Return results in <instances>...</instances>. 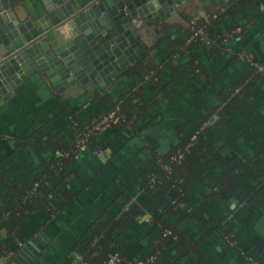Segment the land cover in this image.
<instances>
[{
	"label": "crops",
	"instance_id": "0c3cea01",
	"mask_svg": "<svg viewBox=\"0 0 264 264\" xmlns=\"http://www.w3.org/2000/svg\"><path fill=\"white\" fill-rule=\"evenodd\" d=\"M91 1L74 0L78 6ZM8 2L19 18H36L50 0ZM226 2L188 0L168 17L136 18L139 40L146 46L142 55L157 66L155 74L160 70L157 78L143 75L140 81L122 75L141 55L111 81L97 82L99 87L90 80L67 87L69 81L61 77L53 85L46 75L34 73L1 96L0 207L19 180L44 171L45 163L57 153L37 146L44 139L76 138V126L82 135L104 108L105 96L117 99L131 91L146 102L137 99L125 125L117 122L116 128L115 124L106 127L91 135L84 148L64 153L70 161L65 166L69 173L65 202L54 197L51 207L16 215L20 222L15 225L9 223V210L0 209V237L10 248L0 264L41 232L45 244L34 264H66L72 248L89 237V228L99 216L107 210L119 215L131 205L136 206V214L115 231L123 256L119 254L118 264H264V69L260 66L264 62V0H252L239 10L244 26L238 27L237 39L233 34L237 27L230 30L227 17L219 19L223 39L210 35L206 47L188 50L192 38L185 37L190 23L184 15L207 20ZM169 58L179 73L192 61L201 73H189L169 86ZM235 81L244 82L235 88L244 91L240 109L224 119L216 112L206 118L219 105L218 94L232 89ZM211 124L214 130L207 131L210 153L185 167L193 169L197 179L186 185L180 180L185 187L175 186L176 191L142 189L139 175L145 168L146 151L166 155L180 136ZM215 128L224 136H216ZM80 137L74 138L76 146ZM188 149L187 145L176 150L182 154L177 164ZM187 173L188 178L193 174ZM173 230L172 239L164 236ZM181 237L193 241L194 247L178 246L175 240Z\"/></svg>",
	"mask_w": 264,
	"mask_h": 264
},
{
	"label": "water",
	"instance_id": "95a60500",
	"mask_svg": "<svg viewBox=\"0 0 264 264\" xmlns=\"http://www.w3.org/2000/svg\"><path fill=\"white\" fill-rule=\"evenodd\" d=\"M184 1L92 0L78 6L74 0H50L43 14L19 18L8 0H0V98L34 73L53 85L59 77L69 81L63 82L67 87L88 80L104 85L146 48L136 18L168 17ZM43 237L41 232L28 240L5 264H34Z\"/></svg>",
	"mask_w": 264,
	"mask_h": 264
},
{
	"label": "trees",
	"instance_id": "16d2710c",
	"mask_svg": "<svg viewBox=\"0 0 264 264\" xmlns=\"http://www.w3.org/2000/svg\"><path fill=\"white\" fill-rule=\"evenodd\" d=\"M250 1L252 0H228L225 6H223L221 9L215 13L209 14L207 20L200 17L194 18L184 15L190 23L185 37L187 38L191 36L192 38L190 40V46L188 47V50H191L194 46L206 47L205 44L207 42L200 41L198 37H193V33L197 28L204 30V32L207 34V38H209L210 35L213 37L222 38L223 35L221 33L224 32H222L219 27V19L222 17L231 19L230 30H233L236 27H243L244 24H242L238 19V12L245 4ZM259 1L261 0H257V2ZM242 29L243 28H241V30ZM228 33L229 31L226 32V34ZM239 35L240 33L234 35V37L237 39L239 38ZM206 50L210 52L209 48ZM175 52L176 50L172 49L171 53L174 54ZM172 58H169L167 65V67L171 70V80L167 85H172L173 82H177L178 80L182 79L183 76H186L189 73H197L195 75L201 73L199 65L193 61L190 63V65H188L186 71H181L179 73V67L174 64ZM254 62L255 64L261 63L252 59V63ZM260 66L264 69V62H262ZM156 71H158L157 66L155 64L152 65L149 58H147V56L145 57L143 54L136 62L132 64V66L125 68L122 71V75H126V77L136 76L141 81L143 80V75H150L151 79H154L155 77L157 78V76L159 77L160 70L158 75L157 73L155 74ZM243 83L242 81H235L232 89L219 93V105L208 111V113L205 114V117L207 118L211 113L216 112L222 119H224V117L230 115L235 110L240 109V103L244 101V98H242L244 91L240 89L236 90L235 88L242 86ZM242 88H244V86ZM168 90H172V87H169ZM137 99L143 103L146 102L141 99V96L132 93L131 91L128 93H123L117 99L105 96L102 98L104 108L96 114L93 123L100 116L108 113L109 111L116 110L118 116H120L118 123L120 122V125H125V123L132 117L131 113L133 110H135V107L138 104ZM214 124L208 125L201 130H199L197 127L190 133L180 136V142H178V144L166 155L158 156L155 151H146L145 168L143 173L139 175L142 189L146 192L158 188L173 189L176 191L175 186H178V188L181 187V185L185 187L184 185H186L188 181L197 179L199 176L193 173V169L187 170L185 167H189L194 161L199 160L201 156L204 157L210 153L211 148L207 144V131L214 130ZM113 127L116 128V124ZM79 128L80 126L75 127V130L77 129L76 134L78 136L81 135L80 132L82 130H79ZM216 131L218 132L216 136H224L223 131L220 133L219 130L215 128V132ZM84 133L85 132H83V134ZM78 136L76 138L80 137ZM91 137L92 136L89 137V140ZM74 138L65 139L60 136H49V138L47 137L46 140L44 139L42 141L43 143L40 142L37 145L40 147V149H49L53 153H57L54 154V157L49 162L45 163L44 171H40L39 173L19 180L17 186L13 189V192L5 197L3 205L0 207V209L1 212L9 210V223L15 225L20 222V218H18L16 215H28L31 211L46 208L48 206L51 207L52 199L54 197L60 200V202H65L67 198L65 188L69 174L66 172L65 166L70 165V161L68 157L65 158L63 155L66 152H68V154L74 153L76 152V149L79 148L76 146V138L75 140ZM187 145L189 146L188 153L184 155V160L182 163L177 164L178 159H175V157H177L178 154L175 153L176 150L178 148H184ZM58 153L60 155H58ZM72 171H74V169H72ZM187 172H192L193 174H190L191 176L188 178L189 173ZM180 180H182L184 185L179 182ZM135 209H137L136 206L131 205L126 211L124 210L119 215L111 213L110 210L105 211L103 215L99 216L98 219H96L90 226L88 231L89 237L85 238L83 241H80L72 248V256L66 264H102V262L107 259L109 254L118 252L122 256L121 250L116 245L115 231L124 223V220L129 215L132 216L133 214H136ZM163 229L164 227L160 229V235L162 234ZM174 233L175 232L173 230L172 235H170V233L165 234L164 236L172 239ZM175 242L178 246L183 247L185 245L183 247L184 250L192 249L194 247V243H192L193 241L189 242V240L187 241L182 237L180 240H175ZM9 251L10 248L8 241L5 238L0 237V259L4 258L9 253Z\"/></svg>",
	"mask_w": 264,
	"mask_h": 264
},
{
	"label": "built area",
	"instance_id": "2783aa9c",
	"mask_svg": "<svg viewBox=\"0 0 264 264\" xmlns=\"http://www.w3.org/2000/svg\"><path fill=\"white\" fill-rule=\"evenodd\" d=\"M240 31L239 28L233 30V34L236 35ZM193 37H198L200 41H208L207 34L201 28H197ZM228 37L225 38L227 40ZM120 116H118L116 110L109 111L108 113L100 116L95 122L88 128V130L82 135V137L77 141V146L79 148H84L85 144L88 142L89 137L96 132L101 131L102 129L114 125L118 122ZM181 154L175 157L179 159ZM120 262V255L117 252L109 254L107 259L102 262V264H118ZM141 263V262H139Z\"/></svg>",
	"mask_w": 264,
	"mask_h": 264
}]
</instances>
